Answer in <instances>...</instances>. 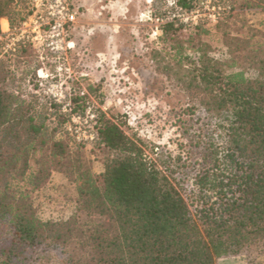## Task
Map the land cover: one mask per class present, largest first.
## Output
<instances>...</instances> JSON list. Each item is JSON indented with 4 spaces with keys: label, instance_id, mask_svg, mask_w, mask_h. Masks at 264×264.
<instances>
[{
    "label": "trees",
    "instance_id": "obj_1",
    "mask_svg": "<svg viewBox=\"0 0 264 264\" xmlns=\"http://www.w3.org/2000/svg\"><path fill=\"white\" fill-rule=\"evenodd\" d=\"M198 1L178 3L189 10ZM251 1L246 6L264 4ZM28 4L0 0V34L1 20L19 25ZM215 25L195 30L206 34ZM258 35L262 40L252 41ZM230 43L224 61L210 57L204 45L195 48L196 97L206 112L225 116L227 144L220 152L212 141L203 145L198 133L190 203L171 179L175 171L167 167L166 174L149 161L142 143L101 109L95 110L93 144L105 152L104 171L95 175L84 144L70 150L63 128L69 116L39 93L24 96L18 82L39 67L0 60V264H216L235 256L264 264V33ZM31 48L21 45L17 53ZM84 99L74 98L73 113L83 112L78 101ZM54 166L67 168L77 193L68 220H43L33 203Z\"/></svg>",
    "mask_w": 264,
    "mask_h": 264
},
{
    "label": "rangeland",
    "instance_id": "obj_2",
    "mask_svg": "<svg viewBox=\"0 0 264 264\" xmlns=\"http://www.w3.org/2000/svg\"><path fill=\"white\" fill-rule=\"evenodd\" d=\"M30 1L27 0L29 4ZM72 1L78 7L77 22L69 31L74 48L67 52L62 63L69 67V72H58V62L41 49L32 47L23 56L3 54V41H0V60H24L31 63L30 69L39 67L24 83L18 82L24 96L39 93L69 116L63 128L70 150L84 144L83 156L95 175L104 171L105 152L93 144L95 110L101 109L130 137L142 143L149 161L166 174H169L167 167L175 171L172 181H177L189 203L194 201L198 133L203 145L212 141L220 152L227 144L225 116L206 112L200 97H196L199 91L195 87V48L204 45L210 57L227 60L230 38L264 33V4L248 7V3L256 2L212 0L230 6L231 10L217 23L201 22L216 25L207 29L208 33L197 35L195 27L175 23L165 33L167 24L155 22L156 17L166 14L167 0H133L129 7L119 10L109 6L111 0H104L106 5L94 7L92 12H87L78 0ZM2 26L8 29L6 20ZM260 40L258 35L252 41ZM27 65L18 70L19 76L21 70L29 69ZM248 75L255 76L253 71ZM89 86L95 89V95L89 94ZM77 95L86 97L78 101L85 105L81 113L72 112ZM76 129L94 139L79 142ZM184 163L190 166H182ZM71 180L67 168L54 166L46 182L32 194L36 211L43 220H68L74 215L77 193ZM191 210L194 211L193 206ZM259 260L264 263V258ZM216 264L249 263L247 256H235L217 259Z\"/></svg>",
    "mask_w": 264,
    "mask_h": 264
},
{
    "label": "built area",
    "instance_id": "obj_3",
    "mask_svg": "<svg viewBox=\"0 0 264 264\" xmlns=\"http://www.w3.org/2000/svg\"><path fill=\"white\" fill-rule=\"evenodd\" d=\"M230 10V6L215 4L212 0H203L200 6L189 10L182 8L178 0H167L166 14L156 17L155 22L196 27L207 20L217 23ZM3 20L7 21V30L3 29ZM76 22L77 11L71 0H31L28 14L19 25L12 27L6 18L1 20L0 41L4 42L2 53L13 56L21 45L29 44L52 54L59 64L58 72H69V67L62 63L66 61L67 52L74 48V42L69 40V31ZM74 132L79 142L94 139L92 135L86 136L78 129Z\"/></svg>",
    "mask_w": 264,
    "mask_h": 264
},
{
    "label": "crops",
    "instance_id": "obj_4",
    "mask_svg": "<svg viewBox=\"0 0 264 264\" xmlns=\"http://www.w3.org/2000/svg\"><path fill=\"white\" fill-rule=\"evenodd\" d=\"M72 1V0H71ZM80 6H84L85 10L88 11H93L92 8H96L98 6H102V5H106V2H104V0H78ZM133 0H111L112 3H110L114 8L119 9H126V7H129L130 2H132ZM73 6L75 8V10L78 13V7L76 6V4L72 1Z\"/></svg>",
    "mask_w": 264,
    "mask_h": 264
}]
</instances>
